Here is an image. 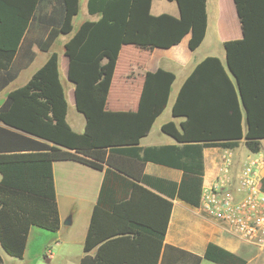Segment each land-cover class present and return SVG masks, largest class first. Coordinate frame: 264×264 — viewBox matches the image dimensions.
<instances>
[{
	"label": "trees",
	"instance_id": "1",
	"mask_svg": "<svg viewBox=\"0 0 264 264\" xmlns=\"http://www.w3.org/2000/svg\"><path fill=\"white\" fill-rule=\"evenodd\" d=\"M45 1L48 0H0V88L12 79L2 73L17 52L35 12L37 23L49 29L46 38L37 42L40 49L49 50L56 38L72 32L78 0H52L49 13L39 4ZM171 1L178 5V16L151 14V0L87 1V12L98 14L99 18L83 21L64 43L69 59L68 79L74 85L76 107L86 120L83 133L72 131L65 120L67 102L59 80L56 52L49 55L25 85L8 93L0 106V137L4 142L0 143V244L9 256L22 258L31 226L52 232L60 227L52 173L54 161H75L104 171L84 250L89 252L104 243L95 256L85 254L80 264H147L110 261L103 253L108 245L118 242L142 248V234L136 226L107 231L100 225L101 217L108 215V206L126 210L140 206L136 201L142 198L150 199L163 209L162 227H150L160 248L172 201L139 183L146 181L145 162H165L182 170L176 196L199 207L204 147H234L244 138L251 152L260 150L264 140V0H233L242 37L223 43L232 78L218 57L207 56L179 88L171 112L175 117H184L181 130L172 121L163 124L161 130L181 146H139L140 138L167 104L175 79L170 71L145 73L135 112L105 109L122 45L170 48L188 33L189 48L194 50L200 45L207 24L206 0ZM156 149L177 153V160L175 155L171 159L153 154ZM112 178L123 181L131 195L110 205L105 199ZM132 246L129 250H134ZM168 250L178 255L180 264H199L202 258L218 264L245 263L213 243L207 245L203 257L171 246L165 247V252ZM150 264H157V260Z\"/></svg>",
	"mask_w": 264,
	"mask_h": 264
},
{
	"label": "crops",
	"instance_id": "2",
	"mask_svg": "<svg viewBox=\"0 0 264 264\" xmlns=\"http://www.w3.org/2000/svg\"><path fill=\"white\" fill-rule=\"evenodd\" d=\"M87 1L78 0L79 9H83L85 20H97L98 14L87 12ZM52 0L41 2L44 12L49 13ZM155 7V11L153 8ZM78 9V11H79ZM150 12L153 15L167 13L179 15V8L175 1L151 0ZM207 24L205 35L200 45L191 50L188 46L190 34L170 48L122 45L117 57L115 71L111 80L105 109L107 111L135 112L144 84L146 72L158 69L170 71L175 79L170 88L166 106L154 119L148 132L140 138L139 146L163 147L169 145L181 146L171 136L161 130L163 124L172 121L181 130L184 117L172 115V106L177 93L185 79L192 72L198 62L207 56L218 57L227 73L226 55L223 43L231 39H240L242 29L237 16L233 0H206ZM38 12L33 15L17 52L2 74L11 76V80L0 88V106L4 103L8 93L25 85L31 76L44 64L52 52L58 54L59 80L64 90L67 109L65 120L72 131L83 133L86 120L77 109L75 103L74 85L68 79L69 59L64 53V43L74 32L60 35L54 40L49 50L39 48L37 42L44 40L49 29L36 21ZM242 128L245 131V113L241 104ZM0 126L3 124L0 123ZM2 136V135H1ZM37 139V138H36ZM40 140V139H38ZM42 141V140H41ZM242 138L234 147L210 146L204 147L203 154V182L202 189L209 186L220 173L225 161L229 160L230 173L233 179L237 177L242 165L246 161L261 159L264 161V140L260 150L251 152ZM0 143H4L1 141ZM153 154L177 160V153L171 154L168 149H156ZM170 155V156H169ZM52 173L59 211L60 227L56 232L43 231L45 229L31 226L29 228L26 247L22 258L9 256L0 244L1 264H80L85 254L95 256L97 249L104 243L94 246L85 252L84 243L91 222L92 214L101 190L104 171L96 170L84 164L62 160L52 162ZM146 181L139 182L145 188L172 201V208L166 232L158 248L157 238L151 234L150 227H162V206L153 201H136L140 206H131L126 210H115L107 207L108 215L101 217V229L107 231L113 228H138L142 234L140 245L130 243H112L104 249V256L110 261L134 260L147 264L157 260V264H180L178 255L173 251H166V246L175 247L189 253L203 257L209 243L216 244L242 258L244 264H264V252L243 237L231 232L218 221L210 217L199 207L188 205L180 200L176 194L178 184L182 178V170L165 162L147 161L144 166ZM262 188L264 190V164L259 168ZM1 179V174H0ZM176 183V187H173ZM131 190L120 179L110 181L106 192V199L110 205L130 198ZM135 222V223H134ZM133 237V234H128ZM131 239V238H130ZM134 250H129L130 247ZM136 247V249H135ZM158 251V256H157ZM25 259L28 261L26 263ZM199 264H218L202 258Z\"/></svg>",
	"mask_w": 264,
	"mask_h": 264
},
{
	"label": "built area",
	"instance_id": "3",
	"mask_svg": "<svg viewBox=\"0 0 264 264\" xmlns=\"http://www.w3.org/2000/svg\"><path fill=\"white\" fill-rule=\"evenodd\" d=\"M263 164L261 159L246 161L233 179L226 160L215 180L202 189L200 208L264 252V190L259 175Z\"/></svg>",
	"mask_w": 264,
	"mask_h": 264
},
{
	"label": "rangeland",
	"instance_id": "4",
	"mask_svg": "<svg viewBox=\"0 0 264 264\" xmlns=\"http://www.w3.org/2000/svg\"><path fill=\"white\" fill-rule=\"evenodd\" d=\"M153 11H155V7L153 8ZM85 18V14L83 12V9H79L78 13L76 14V16L73 19V30L72 32H75V30L78 28V26L84 21ZM46 231V230H43ZM26 263L28 262L25 259ZM6 264H9L8 261L5 262Z\"/></svg>",
	"mask_w": 264,
	"mask_h": 264
}]
</instances>
